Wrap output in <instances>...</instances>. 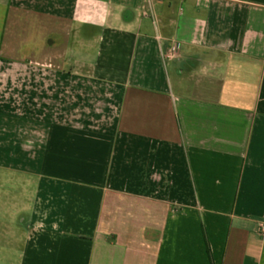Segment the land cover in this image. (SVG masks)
I'll list each match as a JSON object with an SVG mask.
<instances>
[{"label":"crops","instance_id":"0c3cea01","mask_svg":"<svg viewBox=\"0 0 264 264\" xmlns=\"http://www.w3.org/2000/svg\"><path fill=\"white\" fill-rule=\"evenodd\" d=\"M262 227L264 0H0V264H264Z\"/></svg>","mask_w":264,"mask_h":264},{"label":"built area","instance_id":"2783aa9c","mask_svg":"<svg viewBox=\"0 0 264 264\" xmlns=\"http://www.w3.org/2000/svg\"><path fill=\"white\" fill-rule=\"evenodd\" d=\"M176 54H177V46L173 45L166 51V53H164V59H172L176 56ZM262 231H264L263 227H262Z\"/></svg>","mask_w":264,"mask_h":264}]
</instances>
